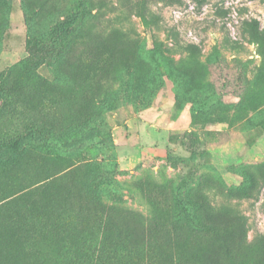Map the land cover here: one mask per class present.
<instances>
[{
  "label": "rangeland",
  "instance_id": "obj_1",
  "mask_svg": "<svg viewBox=\"0 0 264 264\" xmlns=\"http://www.w3.org/2000/svg\"><path fill=\"white\" fill-rule=\"evenodd\" d=\"M253 21L263 32L264 0H0V147L30 130L57 145L0 167V264H94L99 249L98 264H264ZM26 194L57 215L37 233L52 254L4 206Z\"/></svg>",
  "mask_w": 264,
  "mask_h": 264
},
{
  "label": "trees",
  "instance_id": "obj_2",
  "mask_svg": "<svg viewBox=\"0 0 264 264\" xmlns=\"http://www.w3.org/2000/svg\"><path fill=\"white\" fill-rule=\"evenodd\" d=\"M172 1L175 2L178 0H172ZM193 1H195L199 6H201L205 2V0H193ZM81 6L82 7L79 12L77 11L75 13L67 15L64 20H62L60 23H58L55 26L54 30L52 31V37L62 40H67L70 37V35L75 32L76 28L83 22V20L89 14L84 4H81ZM249 27L251 29V34L254 40L261 41L260 43L264 47V31L263 32L259 31V26L256 21H253V23H251ZM214 98L218 99V97L216 96H214ZM206 108H207V104L201 106L202 110ZM84 138L86 139V141L89 142L96 141L97 143L105 146L112 144V140L106 137L97 129L88 131L85 134ZM30 145L42 146L43 148L48 150L57 149L56 144L48 142V140L42 138L35 130H30L25 134L17 137L15 140L8 143L7 145L0 147V167L5 166L8 163H11L20 154V152L23 151L25 147ZM27 195L28 194L22 196L19 199V202L10 201L9 204H5L4 206L13 205V210H18V207L21 206L22 227L25 225L26 226L29 225V223H31L29 221H31L32 219V223L34 224L30 227L31 231L35 233L37 237L42 239L41 241H43L44 244H47L45 248L49 251V254L50 253L52 254V252L55 251L54 247L56 248L54 243V236L52 234L47 235L45 232L40 234L37 233L46 230V228H48L51 223H53L55 226L57 215L55 214L54 209L48 206L49 203H45V201H41V200H28ZM183 213L188 216L186 207H183ZM23 214H27L28 217H25L27 215H23ZM31 215H36V216H32L31 218L29 217ZM58 227L56 229H59ZM69 235H71V232L68 233V237ZM16 238H17L16 235H14L11 240L16 242L17 241ZM89 248L90 246L87 247V251H89L88 250ZM76 250L77 249H75L74 247H68L67 254L75 253ZM95 253H97V255H95L97 261L94 264H98V262L101 263V261L104 259V256L110 255L108 254L106 249L104 251H100L99 249V251L94 252V254ZM95 257H91V258H95ZM91 263L93 264V260L91 261Z\"/></svg>",
  "mask_w": 264,
  "mask_h": 264
}]
</instances>
